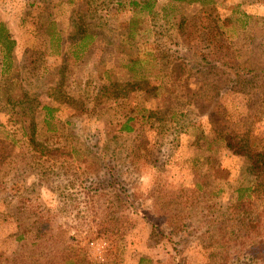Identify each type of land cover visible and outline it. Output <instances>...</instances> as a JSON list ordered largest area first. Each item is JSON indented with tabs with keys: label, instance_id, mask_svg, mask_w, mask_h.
Here are the masks:
<instances>
[{
	"label": "rangeland",
	"instance_id": "374dc122",
	"mask_svg": "<svg viewBox=\"0 0 264 264\" xmlns=\"http://www.w3.org/2000/svg\"><path fill=\"white\" fill-rule=\"evenodd\" d=\"M0 26V264H264V0H0Z\"/></svg>",
	"mask_w": 264,
	"mask_h": 264
},
{
	"label": "trees",
	"instance_id": "16d2710c",
	"mask_svg": "<svg viewBox=\"0 0 264 264\" xmlns=\"http://www.w3.org/2000/svg\"><path fill=\"white\" fill-rule=\"evenodd\" d=\"M188 1H196V0H188ZM0 28H2V26H0ZM0 35H1V33H0ZM252 156L254 157V160H255L254 162L256 163V168H258L259 171L263 172L264 169L260 170L264 166V157L262 156V152H255L252 154ZM259 162H262V166L259 165ZM140 261H142V260H140Z\"/></svg>",
	"mask_w": 264,
	"mask_h": 264
}]
</instances>
